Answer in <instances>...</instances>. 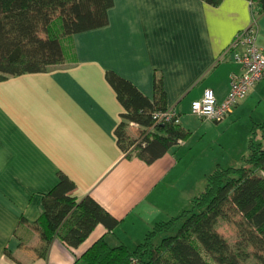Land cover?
<instances>
[{
    "label": "crops",
    "instance_id": "0c3cea01",
    "mask_svg": "<svg viewBox=\"0 0 264 264\" xmlns=\"http://www.w3.org/2000/svg\"><path fill=\"white\" fill-rule=\"evenodd\" d=\"M254 11L250 0L218 6L114 0L106 26L63 40V64L0 82V264H84L81 258L101 238L134 249L158 223L187 208L218 166H242L253 136L264 148V82L223 122L192 113L208 89L219 101L228 96L241 71L230 47L255 24ZM256 25L264 48V13ZM111 71L152 101L161 79L166 107L177 112L189 138L153 163L127 157L117 135L121 124L133 139L148 128L123 118L107 79ZM211 137L223 147L241 138L244 147L212 156L199 146ZM61 174L75 182L78 201L91 197L120 221L114 231L99 224L77 248L63 240L65 227L52 241L43 238L44 197Z\"/></svg>",
    "mask_w": 264,
    "mask_h": 264
},
{
    "label": "trees",
    "instance_id": "16d2710c",
    "mask_svg": "<svg viewBox=\"0 0 264 264\" xmlns=\"http://www.w3.org/2000/svg\"><path fill=\"white\" fill-rule=\"evenodd\" d=\"M218 6L224 0H204ZM264 13V0H250ZM114 0H0V82L8 76L46 72L63 64V40L78 33L104 27ZM107 79L124 107L123 118L145 128L154 125V114L168 110L161 79L155 80L154 101L132 82L111 71ZM133 139L121 124L119 145L153 163L190 136L180 123L164 122ZM76 184L61 174L60 181L44 197L45 211L38 224L50 242L66 228L63 240L72 248L84 243L99 224L114 231L120 221L96 200L78 201ZM234 223L239 242L233 248L217 229L219 220ZM253 251H248V248ZM255 257L264 264V148L253 136L242 166H218L207 176L203 192L177 216L158 223L134 249L111 246L98 240L81 258L84 264H245Z\"/></svg>",
    "mask_w": 264,
    "mask_h": 264
},
{
    "label": "built area",
    "instance_id": "2783aa9c",
    "mask_svg": "<svg viewBox=\"0 0 264 264\" xmlns=\"http://www.w3.org/2000/svg\"><path fill=\"white\" fill-rule=\"evenodd\" d=\"M230 53L232 59L241 65V71L233 74L228 96L219 101L213 90H206L201 99L192 103V113L195 116L223 122L257 85L264 82V48L258 43L256 23L239 33L230 47ZM172 121L180 122L176 111L168 109L157 112L154 114V125L147 131L154 132L157 124Z\"/></svg>",
    "mask_w": 264,
    "mask_h": 264
},
{
    "label": "rangeland",
    "instance_id": "374dc122",
    "mask_svg": "<svg viewBox=\"0 0 264 264\" xmlns=\"http://www.w3.org/2000/svg\"><path fill=\"white\" fill-rule=\"evenodd\" d=\"M243 125H242V127H243ZM241 130L236 129L237 133H239V131H240V133L242 134L244 131V128H241ZM237 137L235 139H233V141H231L230 143L224 145V147L222 146L221 141H218L217 143H215V141L212 137L207 139L208 141L203 142L199 146L201 147L200 149H202V147L206 148L207 149L206 151L208 154L211 152L212 156L223 158V157H226L229 155H233V153L236 154L237 153L236 148L244 147L242 139L237 138ZM233 148H235V149H233ZM205 186L206 185H204V189H205ZM204 189H203V191H204ZM217 229L219 230L220 233H222L224 235V237L227 239L229 244L233 248H236L237 243L239 242V229H238V227L232 222L221 219V220H219V223L217 224ZM248 251H253V248L249 247ZM245 264H258V263H257V260L255 257H251L248 261H246Z\"/></svg>",
    "mask_w": 264,
    "mask_h": 264
}]
</instances>
